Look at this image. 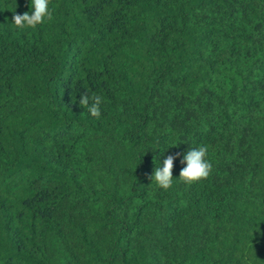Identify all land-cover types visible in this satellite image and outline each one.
<instances>
[{"label": "trees", "instance_id": "obj_1", "mask_svg": "<svg viewBox=\"0 0 264 264\" xmlns=\"http://www.w3.org/2000/svg\"><path fill=\"white\" fill-rule=\"evenodd\" d=\"M49 10L22 30L31 0H0V264H264V0Z\"/></svg>", "mask_w": 264, "mask_h": 264}, {"label": "clouds", "instance_id": "obj_2", "mask_svg": "<svg viewBox=\"0 0 264 264\" xmlns=\"http://www.w3.org/2000/svg\"><path fill=\"white\" fill-rule=\"evenodd\" d=\"M50 0H31V13L14 14L12 19L14 25L19 29L32 28L43 24L45 19L51 20L52 12L49 10ZM91 100V103H90ZM102 98L99 95L89 97L84 94L80 98V107L87 108L92 117L99 119L101 117L100 105ZM208 148L206 146L190 149L181 159V164H185L179 173V180L191 185L209 178L212 171V164L206 158ZM180 156V153L169 155L163 160L162 167L155 168L154 174L149 177L156 185L167 191L173 185L174 161Z\"/></svg>", "mask_w": 264, "mask_h": 264}]
</instances>
